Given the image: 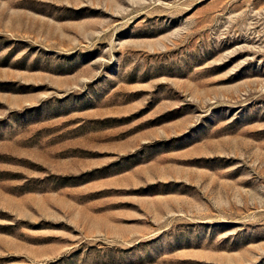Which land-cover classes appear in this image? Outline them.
Masks as SVG:
<instances>
[{
	"label": "rangeland",
	"instance_id": "obj_1",
	"mask_svg": "<svg viewBox=\"0 0 264 264\" xmlns=\"http://www.w3.org/2000/svg\"><path fill=\"white\" fill-rule=\"evenodd\" d=\"M0 264H264V0H0Z\"/></svg>",
	"mask_w": 264,
	"mask_h": 264
}]
</instances>
